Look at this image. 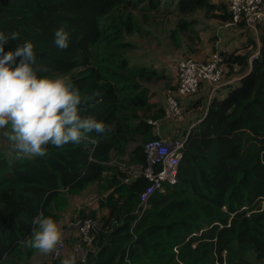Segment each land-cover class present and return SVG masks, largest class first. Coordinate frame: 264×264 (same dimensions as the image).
<instances>
[{"label": "trees", "instance_id": "16d2710c", "mask_svg": "<svg viewBox=\"0 0 264 264\" xmlns=\"http://www.w3.org/2000/svg\"><path fill=\"white\" fill-rule=\"evenodd\" d=\"M144 1L141 11L158 13V0H0V29L19 34L5 51L31 40L37 62L50 69L44 74L68 75L88 98L81 115L111 128L78 145H49L43 157L17 155L0 129V264L32 254L25 241L34 215L57 220L68 197L93 183L107 190L99 199L106 215L78 264L264 263V32L259 44L248 38L244 54L218 52L223 79L226 69L225 76L240 75L238 84L223 98L203 100L202 116L183 131L176 182L155 191L144 210L139 195L149 181L124 182L128 176L109 166L125 154L131 166H144L143 146L158 137L151 120L160 116L152 115L149 96L162 76L135 63L123 38L140 29L133 12ZM174 9L180 16L225 10L217 19H232L224 0H177ZM231 26L248 28L244 21ZM59 27L69 33L65 49L53 43Z\"/></svg>", "mask_w": 264, "mask_h": 264}, {"label": "rangeland", "instance_id": "374dc122", "mask_svg": "<svg viewBox=\"0 0 264 264\" xmlns=\"http://www.w3.org/2000/svg\"><path fill=\"white\" fill-rule=\"evenodd\" d=\"M158 1L160 3L158 13L141 11L140 8L146 5V1L139 3L133 14L136 18L134 23L140 29L130 35H124L123 38L133 44V48L127 54L135 63L150 66L162 76L151 86L149 96L150 103L154 106L152 115L156 116L158 113L160 116L151 120L152 124L155 122L153 124L154 133L159 137L176 138L181 136L182 130L185 132L188 125H182L183 119L174 121L165 115V93L167 90H173L178 81L176 61L183 58L205 60L215 52L244 54L248 48L245 47L248 38L255 39L259 44V29L254 32L244 27L225 25V22L216 17L223 15L225 10L208 13L198 10L189 15L180 16L174 9L177 0ZM179 21L184 22L185 30L177 29L176 24ZM62 76L69 77L68 75ZM204 108L205 104L201 109H196L197 114L194 116L188 110H184V117L190 118L189 123H195L197 118L202 116ZM6 139L5 135L2 141L3 144L8 145L9 141L7 142ZM109 166L127 176L138 171L139 167L131 166L128 154L113 157ZM107 176L109 173H104L103 177ZM106 194L107 190L101 191L99 184L93 183L80 194L69 196L68 207L63 209L59 213L60 217L55 220L62 229L63 245L58 246L61 250L58 251L56 247L52 252L44 254L33 249L31 255L14 256L15 259L12 258L8 264H60L61 258L68 255H74L76 264H78L87 248L76 249L75 223L81 218H89L94 224V229H99L102 223L101 218L106 215V211L99 208V199Z\"/></svg>", "mask_w": 264, "mask_h": 264}, {"label": "clouds", "instance_id": "9594fccd", "mask_svg": "<svg viewBox=\"0 0 264 264\" xmlns=\"http://www.w3.org/2000/svg\"><path fill=\"white\" fill-rule=\"evenodd\" d=\"M18 35L0 29V129H6L10 148L17 155L43 157L49 145H78L89 133L111 131L95 116L81 115V104L88 98L82 97L70 79L44 74L50 69L37 62L31 40L5 51V45ZM53 43L58 49L67 48L69 33L57 28ZM31 222L35 227L26 244L44 254L56 249L62 238L57 222L43 213L34 215ZM60 264H76V258L65 256Z\"/></svg>", "mask_w": 264, "mask_h": 264}, {"label": "built area", "instance_id": "2783aa9c", "mask_svg": "<svg viewBox=\"0 0 264 264\" xmlns=\"http://www.w3.org/2000/svg\"><path fill=\"white\" fill-rule=\"evenodd\" d=\"M231 14V22L227 25H235L244 21L251 31H257L258 26L264 23V0H224ZM177 88L167 90L165 93V115L174 121L183 119V108L180 98L196 94L202 86L208 91L209 98L223 83V58L218 52L211 54L205 60L183 58L176 61ZM155 124V122L153 123ZM188 132L177 138L157 137L143 146L145 165L139 166L138 171L128 176L124 182L144 177L149 181L148 186L140 193L139 200L142 210L155 191H162L164 184H174L179 161ZM141 213V212H140ZM77 230V250L90 247L94 239V224L91 219H80L75 223ZM62 240L57 245L62 246ZM85 254L80 261L84 260Z\"/></svg>", "mask_w": 264, "mask_h": 264}, {"label": "crops", "instance_id": "0c3cea01", "mask_svg": "<svg viewBox=\"0 0 264 264\" xmlns=\"http://www.w3.org/2000/svg\"><path fill=\"white\" fill-rule=\"evenodd\" d=\"M263 9H264V4H263ZM225 25H227V23ZM260 29L261 30H259V33L260 32H264V23L262 24V27ZM201 60H203V59H201ZM234 69H236V68H234ZM225 71H226V69L224 70V79H223L222 85L213 94L214 96H217L218 98L225 97L227 92L232 87H234L235 85L238 84V80L240 78V75L239 74H235V73H233V74H231L229 76H225V74H226ZM199 99H200L201 102L197 103V101ZM203 100H208V91L204 87H201L196 94L180 98V103H181V106H182V108L184 110H188L191 113V115L194 116L195 114H197V113H195L196 109H201L202 108ZM149 102H150V99H149ZM189 119L190 118H186V116L183 117L182 125L186 126L188 124L187 127H186V130H189L195 124L194 122L193 123H189ZM185 122H187V123H185ZM181 129H184V128L181 127ZM180 133L183 134V130Z\"/></svg>", "mask_w": 264, "mask_h": 264}]
</instances>
